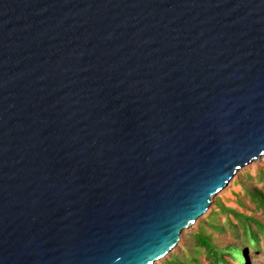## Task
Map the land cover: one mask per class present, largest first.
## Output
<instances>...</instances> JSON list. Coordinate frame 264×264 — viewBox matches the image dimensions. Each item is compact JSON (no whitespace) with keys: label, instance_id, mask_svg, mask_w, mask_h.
Segmentation results:
<instances>
[{"label":"water","instance_id":"1","mask_svg":"<svg viewBox=\"0 0 264 264\" xmlns=\"http://www.w3.org/2000/svg\"><path fill=\"white\" fill-rule=\"evenodd\" d=\"M264 155V0H0V264H153Z\"/></svg>","mask_w":264,"mask_h":264},{"label":"rangeland","instance_id":"2","mask_svg":"<svg viewBox=\"0 0 264 264\" xmlns=\"http://www.w3.org/2000/svg\"><path fill=\"white\" fill-rule=\"evenodd\" d=\"M232 183L234 184L231 186ZM247 187L251 190L255 188L264 195V155L239 170L231 183L214 197L213 204L207 215L202 216L195 225L185 229L181 235L182 241L155 264H165L173 255L181 256L184 254L189 264H210V260L203 248L194 249L196 243L195 240L191 238V234L197 233L202 225L207 233L212 234L214 242L221 249H225L228 245L235 242H242V246H245V244L247 245V243L242 240L244 229L240 224V218L236 217V215L230 211H222L219 207L220 204H224L228 208H232L248 216H253L258 221L264 223V210L259 206L260 202L254 199V195L248 191ZM229 219L238 224L237 233L239 237L230 227ZM211 223L218 227L223 225L224 231L212 227L210 225ZM250 223L254 229L257 228V224L254 221ZM260 243L263 249L258 251H255L252 246H245L247 263L264 264V238L261 239ZM187 245L192 248V253H195V258L191 257L190 252L186 251L185 246ZM223 257L225 260L233 262L234 264H240L230 254L225 253Z\"/></svg>","mask_w":264,"mask_h":264},{"label":"trees","instance_id":"3","mask_svg":"<svg viewBox=\"0 0 264 264\" xmlns=\"http://www.w3.org/2000/svg\"><path fill=\"white\" fill-rule=\"evenodd\" d=\"M248 191L254 195V199H257L260 204L259 206L264 210V195L262 192L254 189H250L247 187ZM222 211H230L236 215V217L240 218V224L242 225L244 232L242 240L247 243L245 246H252L255 251L263 249L261 247V239L264 238V223L258 221L253 216H248L243 213L237 212L232 208L226 207L224 204L219 205ZM251 221H254L257 224V228L254 229L251 226ZM212 227L216 229H222L224 231L223 225L221 226H214L213 223L210 224ZM229 225L232 228L233 232L239 237L237 230L238 224L234 223L231 219H229ZM191 238L195 240L196 247L194 249H201L203 248L206 252L207 257L210 260V264H234L228 260H225L223 254L227 253L232 255L234 259H236L240 264H249L247 263L246 259V247L242 246V242H235L233 244L228 245L227 248L221 249L215 242L212 234H209L205 231L204 226L200 228L197 233L191 234ZM186 251L191 253V257L195 258V253H192V248L185 246ZM184 255H173L170 259L167 260L165 264H189V261L185 259ZM252 264H259V263H252Z\"/></svg>","mask_w":264,"mask_h":264},{"label":"bare ground","instance_id":"4","mask_svg":"<svg viewBox=\"0 0 264 264\" xmlns=\"http://www.w3.org/2000/svg\"><path fill=\"white\" fill-rule=\"evenodd\" d=\"M233 178H234V177H233ZM232 180H233V179H232ZM232 180H231V181H232ZM231 181H230V183H231ZM230 183H229V184H230ZM229 184H228V185H229ZM233 184H234V183H232L231 186H232ZM228 185H227V186H228ZM227 186H226V187H227ZM222 191H223V190H222ZM222 191H220V192H222ZM220 192H219V193H220ZM210 209H211V208H209L208 211H209ZM208 211H207V213H208ZM207 213H206L205 215H207ZM197 222H198V221H197ZM197 222H196V223H197ZM196 223H195V224H196ZM195 224H194V225H195ZM190 227H191V226H190ZM181 241H182V240H180V242H181ZM175 247H176V246H175ZM161 259H162V257L159 258V259H157V260H155V262H154L153 264H155L157 261H159V260H161Z\"/></svg>","mask_w":264,"mask_h":264}]
</instances>
